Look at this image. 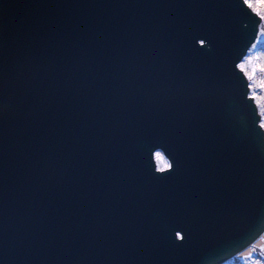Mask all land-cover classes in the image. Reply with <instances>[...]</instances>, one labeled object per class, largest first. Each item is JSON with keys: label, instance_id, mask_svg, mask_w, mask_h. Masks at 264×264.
<instances>
[{"label": "water", "instance_id": "95a60500", "mask_svg": "<svg viewBox=\"0 0 264 264\" xmlns=\"http://www.w3.org/2000/svg\"><path fill=\"white\" fill-rule=\"evenodd\" d=\"M261 23L244 0H0V264L252 245L264 128L238 65Z\"/></svg>", "mask_w": 264, "mask_h": 264}, {"label": "rangeland", "instance_id": "374dc122", "mask_svg": "<svg viewBox=\"0 0 264 264\" xmlns=\"http://www.w3.org/2000/svg\"><path fill=\"white\" fill-rule=\"evenodd\" d=\"M250 3H252L255 7H259L260 5V0H249ZM255 7L253 10L255 11ZM256 56H260L264 58V20H262V23L260 24L259 28V34L257 37L256 42L251 46L249 49L247 55L243 58V60L240 62L245 63L248 61L250 58H254ZM250 70V69H249ZM264 79V75L257 74V80H262ZM252 81H249V84H251ZM251 90V96L253 95V89L250 88ZM255 94L258 97H264V89H260L257 87L255 89ZM256 101V100H255ZM257 103V101H256ZM259 112L261 114V123L264 122V115H262V108L261 104H258ZM160 153V152H158ZM160 155L163 157V160H158L157 159V153H156V160L158 164V168H161L164 166V164H169L168 160L165 158V156L160 153ZM224 264H264V245L262 247H255V250L247 255H237L234 258L230 259L228 262H225Z\"/></svg>", "mask_w": 264, "mask_h": 264}, {"label": "snow or ice", "instance_id": "6c2138e0", "mask_svg": "<svg viewBox=\"0 0 264 264\" xmlns=\"http://www.w3.org/2000/svg\"><path fill=\"white\" fill-rule=\"evenodd\" d=\"M244 3H247L248 8L255 7L252 3L249 2V0H244ZM255 11L257 15L260 16L262 20H264V0H260V5L259 7H255ZM238 67L242 72L245 73L247 79L249 81H252V83L249 85V87L253 89V95L251 98L256 100L258 104H261L262 115H264V97H258L255 94V89L257 87H259L260 89H264V79L259 81L257 80L258 73L264 75V58L260 56L250 58L245 63L239 64ZM260 126L264 128V122H262ZM157 159L161 161L163 160V157L160 155V153H157ZM169 168H171L170 164H164V166L160 168V171L163 172ZM181 239H183V237H181Z\"/></svg>", "mask_w": 264, "mask_h": 264}, {"label": "bare ground", "instance_id": "6f19581e", "mask_svg": "<svg viewBox=\"0 0 264 264\" xmlns=\"http://www.w3.org/2000/svg\"><path fill=\"white\" fill-rule=\"evenodd\" d=\"M249 96H251V93ZM260 124H261V122H260ZM158 152L162 153V151H157L156 153H158ZM157 166H158V164H157ZM158 169L160 170V168H158ZM263 245H264V232L252 245H250L249 247L244 249L241 253H239V255L244 256V255L250 254L255 250V247H262Z\"/></svg>", "mask_w": 264, "mask_h": 264}]
</instances>
